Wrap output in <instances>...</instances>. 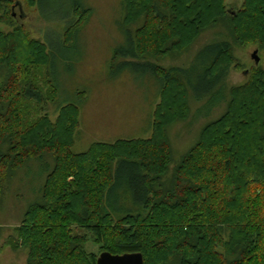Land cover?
Listing matches in <instances>:
<instances>
[{"label": "trees", "instance_id": "16d2710c", "mask_svg": "<svg viewBox=\"0 0 264 264\" xmlns=\"http://www.w3.org/2000/svg\"><path fill=\"white\" fill-rule=\"evenodd\" d=\"M24 1L34 8L40 2ZM224 1L123 0L128 54L150 62L159 82L152 136L95 142L73 153L79 106L57 108L54 122L48 115L57 98L50 42L45 34L32 39L18 25L19 1L0 0V23L11 27L0 31V206L18 170L37 162L44 175L38 199L6 241L28 249L26 264H96L102 252L140 253L143 264H264V70L255 69L230 90L225 112L203 127L196 144L169 169L166 127L179 109L177 91H169L188 93L195 78L207 81L208 93L213 89L210 111L224 98L232 44L264 45V0H243L236 12ZM71 11L78 17L61 34L66 45L87 13ZM135 12L149 22L133 34L127 23ZM217 24L231 40L198 53L204 60L192 70L197 77L147 59L190 46ZM183 111L188 113L187 105ZM90 243L98 253L88 250Z\"/></svg>", "mask_w": 264, "mask_h": 264}, {"label": "rangeland", "instance_id": "374dc122", "mask_svg": "<svg viewBox=\"0 0 264 264\" xmlns=\"http://www.w3.org/2000/svg\"><path fill=\"white\" fill-rule=\"evenodd\" d=\"M17 1L20 6L14 11L18 25L32 39L40 40L45 34L50 42L48 48L53 56L49 72L57 89L56 101L48 106L51 121H55V110L59 107L76 104L80 108L79 127L71 151L84 152L95 142L114 143L150 137L160 87L151 64H148L150 62L138 61L128 54V40L121 26L123 0H40L36 8L24 0ZM242 4L243 0L224 1L230 12L238 11ZM73 7L87 13L76 39L66 45L61 34L67 24L78 17L72 14ZM135 14L127 23L133 34L144 24L148 27L149 22L143 13L140 16ZM0 31L9 32L11 27L0 23ZM222 39L231 40L225 26L217 24L201 32L190 46L170 51L159 58L147 59L163 69L183 68L187 74L196 76L192 70L204 60L198 58V53L205 46ZM117 51L118 56L115 57ZM254 51L259 58L257 65L252 59ZM230 57V68L224 77V98L217 101L210 111L207 103L213 99V89L211 94L208 93L207 81L195 78L194 88H190L188 93L181 88L169 91L171 95L174 94L172 91H177L176 104L179 105V109L174 111L173 123L166 127L172 160L170 171L196 144L203 127L225 112L230 90L245 84L255 69L264 70V45L258 42L232 44ZM80 93L84 103L79 102L82 99L79 98ZM183 105H187L188 113L183 111ZM43 182L40 164L30 162L7 184L0 206V264H26L28 249H14L6 241L13 235V229L21 225L28 205L38 199ZM87 248L98 253V246L92 243Z\"/></svg>", "mask_w": 264, "mask_h": 264}, {"label": "water", "instance_id": "95a60500", "mask_svg": "<svg viewBox=\"0 0 264 264\" xmlns=\"http://www.w3.org/2000/svg\"><path fill=\"white\" fill-rule=\"evenodd\" d=\"M255 65L259 63L257 51L252 54ZM96 264H143V257L140 253L112 255L108 252L99 254Z\"/></svg>", "mask_w": 264, "mask_h": 264}, {"label": "crops", "instance_id": "0c3cea01", "mask_svg": "<svg viewBox=\"0 0 264 264\" xmlns=\"http://www.w3.org/2000/svg\"><path fill=\"white\" fill-rule=\"evenodd\" d=\"M159 102H160V97H158V101L156 102V104L154 106V110H153V120H154V111H155L156 106L159 104ZM152 127H153V125H152ZM152 130H153V128H152ZM151 135H152V133H151ZM151 135H150V137H151ZM150 137L145 138V139H149ZM133 140H136V139H133Z\"/></svg>", "mask_w": 264, "mask_h": 264}]
</instances>
